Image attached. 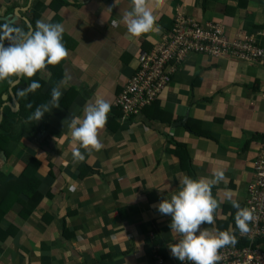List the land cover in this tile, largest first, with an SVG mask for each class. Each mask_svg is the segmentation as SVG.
I'll use <instances>...</instances> for the list:
<instances>
[{
	"label": "crops",
	"instance_id": "crops-1",
	"mask_svg": "<svg viewBox=\"0 0 264 264\" xmlns=\"http://www.w3.org/2000/svg\"><path fill=\"white\" fill-rule=\"evenodd\" d=\"M146 4L156 17L153 27L132 37L122 20L131 0H0V23L24 31L37 20L61 23L68 52L39 71L40 93L48 95L43 103L55 79L62 95L60 106L38 122L27 119L31 112L17 117L20 106L10 105L12 95L20 103L33 76L0 80V129L9 122L13 131L0 149V264H153L159 248L169 263L178 262L168 244L180 236L156 206L185 175L210 178L218 168L225 175L211 189L218 208L213 223L201 227L234 230L230 201L246 204L264 146V66L194 54L139 114L123 118L114 101L141 52L171 29L177 10L222 22L230 38L253 34L264 44V0ZM93 98L107 100L110 112L98 131L103 147L86 151L72 141L67 124ZM73 149L82 161L73 160ZM186 153L192 174L180 162ZM34 187L42 198L34 197Z\"/></svg>",
	"mask_w": 264,
	"mask_h": 264
},
{
	"label": "clouds",
	"instance_id": "clouds-1",
	"mask_svg": "<svg viewBox=\"0 0 264 264\" xmlns=\"http://www.w3.org/2000/svg\"><path fill=\"white\" fill-rule=\"evenodd\" d=\"M156 17L147 6L146 0H131V8L122 17L127 33L139 37L153 27ZM64 29L61 23L37 20L35 28L28 31L7 22L0 23V80L10 77L30 78L46 65H56L63 61L67 49L63 44ZM7 41V45H5ZM40 87L36 80L28 84V91ZM62 95L60 87H52L50 100L38 105L27 117L38 122L43 114L59 107ZM110 112V103L103 98H93L83 110V116H73L67 124L71 139L86 151H99L103 145L98 138ZM73 160L82 161L84 155L73 149ZM225 180L224 169L213 170L211 177L192 178L185 175L180 187L168 198H163L157 210L170 216L169 230L180 238L168 244L170 254L178 261L188 260L192 264H217L221 259L218 250L226 245H234L235 236L231 231H210L201 225L212 224L218 208V200L212 195V187ZM236 209L234 221L241 234L249 231L253 213L239 202L231 200Z\"/></svg>",
	"mask_w": 264,
	"mask_h": 264
},
{
	"label": "built area",
	"instance_id": "built-area-1",
	"mask_svg": "<svg viewBox=\"0 0 264 264\" xmlns=\"http://www.w3.org/2000/svg\"><path fill=\"white\" fill-rule=\"evenodd\" d=\"M259 34L264 36V30ZM200 53L231 56L264 66V44L258 43L253 34L230 38L222 22H202L177 10L171 29L158 45L141 52L138 68L116 96L114 105L122 111L123 118L153 105L187 58ZM246 208L252 211L253 219L249 231L238 232V237L247 243L219 249L221 259L217 264H264V245L257 243L264 238V146L254 161V180L249 184ZM154 257L153 264H192L188 260L169 263L158 253Z\"/></svg>",
	"mask_w": 264,
	"mask_h": 264
},
{
	"label": "trees",
	"instance_id": "trees-1",
	"mask_svg": "<svg viewBox=\"0 0 264 264\" xmlns=\"http://www.w3.org/2000/svg\"><path fill=\"white\" fill-rule=\"evenodd\" d=\"M40 71V70H39ZM39 71L37 72V73H35L34 75H33V78H32V80H36V81H38L39 82V84H40V87L39 88H37L36 90H34V91H28L27 90V94L25 95V97H23L22 99H20V109H19V111H18V113L16 114L17 115V117H18V114L20 115V117H26V115H27V113H32V111L36 108V106L37 105H39V104H42L48 97V95L46 94V95H43V94H41L40 93V89L42 88V86H43V83H44V81L43 80H41V78L39 77ZM31 80V81H32ZM53 80V79H52ZM12 81V80H11ZM10 81V82H11ZM57 80L55 79L54 81H52L51 82V86H53V87H57ZM50 86V87H51ZM49 92H50V90H49ZM49 94V93H48ZM9 119V118H8ZM15 119V118H14ZM25 119V118H24ZM15 120H17V119H15ZM9 123V122H8ZM8 123H3L2 125H3V128L2 129H0V149L1 148H4L5 147V144H6V142L8 141V140H10V138H11V133H13V131H12V129H11V125L10 124H8ZM8 124V125H7ZM180 162H181V164H182V167L184 168V169H186V170H188L189 172H190V174H192L191 172L193 171L192 170V162H191V159L189 158V155L186 153L184 156H180ZM82 167H84V171L85 170H89V169H91V167L89 166V165H87V164H83L82 165ZM95 170V169H94ZM36 177V176H35ZM193 178V177H192ZM36 180V179H35ZM33 183V182H32ZM33 193H34V197L36 198V197H40V198H42V193H41V191L40 190H38L36 187H34V189H33ZM241 207H246V204L245 205H243V206H241ZM235 212H236V210H234V212H233V214H232V218H233V220H234V216H235ZM220 230H221V228H220ZM227 231V230H226ZM238 232H239V230L238 229H236V226L234 227V230L232 231V234L235 236V238H236V242H235V244L236 245H239V246H241V245H243V244H246L247 242L246 241H241L240 239H239V237H238ZM257 243L258 244H263L264 245V238L263 239H259V240H257ZM160 247H162L163 245L160 243V244H158ZM158 252H159V254H161L162 255V257L164 258V259H167V257H166V252L164 251V250H162V248H161V250H160V248L158 249ZM178 262H180V261H178Z\"/></svg>",
	"mask_w": 264,
	"mask_h": 264
},
{
	"label": "water",
	"instance_id": "water-1",
	"mask_svg": "<svg viewBox=\"0 0 264 264\" xmlns=\"http://www.w3.org/2000/svg\"><path fill=\"white\" fill-rule=\"evenodd\" d=\"M16 82H19L18 80L14 81V83ZM12 93V92H11ZM13 96V101H14V104L10 102V105H12L14 108H16L17 106H20L18 100L16 99V96L12 95Z\"/></svg>",
	"mask_w": 264,
	"mask_h": 264
},
{
	"label": "rangeland",
	"instance_id": "rangeland-1",
	"mask_svg": "<svg viewBox=\"0 0 264 264\" xmlns=\"http://www.w3.org/2000/svg\"><path fill=\"white\" fill-rule=\"evenodd\" d=\"M27 90V89H26ZM23 90L21 93H24L22 96L25 97V95L27 94V91Z\"/></svg>",
	"mask_w": 264,
	"mask_h": 264
}]
</instances>
